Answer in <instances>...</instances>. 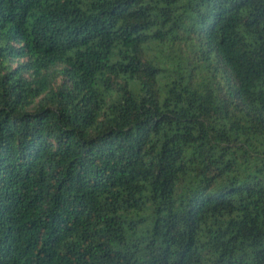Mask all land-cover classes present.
Masks as SVG:
<instances>
[{"label": "trees", "instance_id": "1", "mask_svg": "<svg viewBox=\"0 0 264 264\" xmlns=\"http://www.w3.org/2000/svg\"><path fill=\"white\" fill-rule=\"evenodd\" d=\"M0 264H264V0H0Z\"/></svg>", "mask_w": 264, "mask_h": 264}]
</instances>
